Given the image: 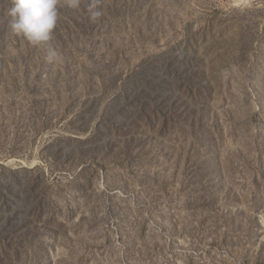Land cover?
Segmentation results:
<instances>
[{"label":"rangeland","instance_id":"rangeland-1","mask_svg":"<svg viewBox=\"0 0 264 264\" xmlns=\"http://www.w3.org/2000/svg\"><path fill=\"white\" fill-rule=\"evenodd\" d=\"M0 0V264H264V0Z\"/></svg>","mask_w":264,"mask_h":264},{"label":"clouds","instance_id":"clouds-1","mask_svg":"<svg viewBox=\"0 0 264 264\" xmlns=\"http://www.w3.org/2000/svg\"><path fill=\"white\" fill-rule=\"evenodd\" d=\"M69 6H79V0H68ZM57 0H12L7 10L9 29L12 34L23 37L33 47L43 49L48 60L58 59V52L50 46L56 27ZM90 19L95 21L101 13L97 10V0L88 6Z\"/></svg>","mask_w":264,"mask_h":264}]
</instances>
